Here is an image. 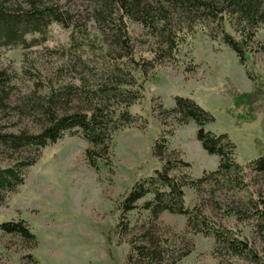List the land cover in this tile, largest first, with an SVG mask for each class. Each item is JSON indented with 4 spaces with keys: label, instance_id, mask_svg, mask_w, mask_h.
Instances as JSON below:
<instances>
[{
    "label": "rangeland",
    "instance_id": "1",
    "mask_svg": "<svg viewBox=\"0 0 264 264\" xmlns=\"http://www.w3.org/2000/svg\"><path fill=\"white\" fill-rule=\"evenodd\" d=\"M53 1L69 17L67 26L50 24L46 39L38 45L0 47V70L10 76L12 85L9 106L0 110V131H36L30 102L48 96V86L95 89L109 86L116 77L115 82L125 83L128 97H136L128 105L130 122L112 132L108 150L98 153L102 158H96V168L86 158L90 144L77 127L39 148L33 164L22 168V182L6 191L0 202V223L23 219L35 238L26 240L0 229V264H149L134 250L147 230L163 263L188 251L177 264H254L216 249L214 236L195 231L199 226L194 220L188 223L183 214L164 210L153 216L143 207L151 194L128 211L119 206L133 180L155 176L166 159L189 164L179 163L168 171L177 177L199 179L217 168L218 156L208 154L196 139V124H177L167 112L174 107L175 96L189 97L212 114L214 119L205 128L225 133L235 144L244 185L237 188L230 181L211 178L197 186L185 185V205L246 239L258 252L264 250L256 220L228 213L233 206L252 208L258 193L264 197V174L249 168L264 154V108L254 120L239 124L228 112L231 98L220 92L222 86L230 82L248 91L252 82L215 23L200 19L189 24L173 17L175 46L162 52L161 34L127 21L134 44L132 59L144 66L139 70L124 55L113 31L95 19L92 0ZM226 28L237 35L229 24ZM250 49L247 66L264 77V22L256 27ZM108 100L115 118L123 97L112 95ZM160 136L166 137L161 159L153 152ZM8 153H0V166L16 162ZM34 154L31 149L27 155Z\"/></svg>",
    "mask_w": 264,
    "mask_h": 264
},
{
    "label": "trees",
    "instance_id": "2",
    "mask_svg": "<svg viewBox=\"0 0 264 264\" xmlns=\"http://www.w3.org/2000/svg\"><path fill=\"white\" fill-rule=\"evenodd\" d=\"M95 3V19L105 22L108 30L113 31L125 56L131 58L139 70L143 69L142 61L132 59L134 44L128 32L127 21H136L146 27L151 34H161L160 51H171L174 48L176 33L171 26L173 17H178L184 23H194L205 19L215 23L222 41L228 45L238 57L239 64L244 68L245 75L252 82L248 91L238 90L232 83L226 82L220 92L231 98L228 112L239 123L252 121L257 113L264 108V77L256 70L247 66V56L250 52V42L259 23L264 22V0H92ZM68 18L65 12L59 10V5L53 0H20L11 2L0 0V47L21 46L23 48L42 43L52 23L67 26ZM233 27L237 35L230 33L226 25ZM172 34V35H171ZM111 78V77H110ZM116 81L117 78L114 77ZM111 84L100 85L95 89L79 90L70 86L62 90L48 86V96H37L30 102V115L37 125L36 131L26 129L18 132L0 131V153L9 152L15 157V163L0 166V202L4 193L15 188L22 182V168L33 164L36 151L59 139L65 131L74 127L81 129L84 138L90 144L86 149V158L91 166L97 167V157L100 152H106L111 141V134L120 126L131 120L128 115V105L136 97H128V89L120 79ZM115 84V85H114ZM117 84V85H116ZM12 85L10 76L0 70V110L9 105V94ZM123 97L118 116L113 118L115 110L109 108L110 96ZM76 100V101H73ZM28 104V103H26ZM177 124L193 121L196 126V139L208 153L218 156L219 163L215 170L206 173L199 179H191L187 174L179 177L168 174L176 164H189L178 158L166 159L162 169L155 170V176L135 179L125 196L119 202L122 211L133 209L136 201L146 194L151 199L143 203L153 216L161 211L183 214L188 223L192 220L199 226L195 231L212 234L216 249L225 250L230 254L243 257L254 264H264V250L258 252L248 241L235 232L215 223L198 209H189L184 202V186H197V183L208 179L230 181L237 188H242V165L235 159V144L225 133L216 134L206 129L205 124L214 118L212 114L189 97L175 96L174 107L167 110ZM171 134L172 131L167 132ZM31 149L34 155H27ZM166 149V137L160 136L153 145V152L160 159ZM27 150V154H26ZM25 155H24V153ZM1 156V155H0ZM249 168L264 174V154L250 162ZM252 208L233 206L229 214L238 219L254 218L255 228L259 235L264 236V197L256 195ZM261 207H260V206ZM4 232L15 233L26 240H34V235L28 229L25 221H4L0 223ZM134 250L141 258H147L149 264H177L188 251L180 253L171 261L163 263V256L154 236L147 232L143 241L134 244Z\"/></svg>",
    "mask_w": 264,
    "mask_h": 264
}]
</instances>
